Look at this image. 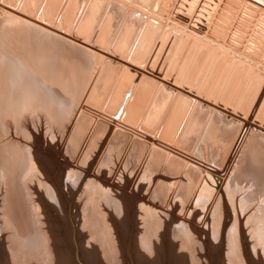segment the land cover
I'll list each match as a JSON object with an SVG mask.
<instances>
[{
  "label": "rangeland",
  "instance_id": "rangeland-1",
  "mask_svg": "<svg viewBox=\"0 0 264 264\" xmlns=\"http://www.w3.org/2000/svg\"><path fill=\"white\" fill-rule=\"evenodd\" d=\"M5 1L6 0H0V6H2L1 8H4L5 10L8 9V11L10 12L14 10L15 12L13 11L12 13H15V15L23 16L25 12H19L20 6L18 3L15 7H13L12 3H14V0L6 1L8 2L7 4ZM165 2L166 4H163L165 7L162 5V3L156 2L153 6L155 10L152 9L153 7H151V5H149L147 8L144 7L142 10L148 12L152 9L154 10V16H156V14H159L160 12L161 16L163 17L160 18L159 14L157 15V18L162 19V21L160 22L163 26L169 25V27L175 28L176 26L173 25V22L181 24V26H186L189 23V25L193 23L195 24L196 22L195 25L200 26V28L198 27V29H201L202 32L206 31L210 34V36L213 34L211 36L213 45L214 42L215 44L217 42L221 45H228L233 30L238 31V40L241 41V45L239 47L241 56L240 53L234 56L232 54L227 55L229 62L224 60L225 62L218 63L214 59H210L209 61L205 59L201 62V58L198 57L199 55L197 56L194 54L195 56H189L185 54L182 49L181 51L183 52V54L181 55L182 57L180 56V59H178L179 62H177V65L169 66L168 64L170 63L169 61L171 59V57L169 58V56L171 55V52H169L171 51L170 44H163L162 47H159V49L162 50L160 51L158 49L160 52L157 51L156 53V55L160 53V57L159 55H157L158 57H156V55L151 57L150 55L147 58L144 57V59L142 57L141 60L137 61L141 62L146 58L147 62L145 60L142 65H138V62H136V64L130 61V55L128 56L129 58H125V54L121 57L116 56L118 54L114 51V45L109 47L106 46L107 44L105 45V43H103L102 45H99V47H95L93 44L89 45L91 43H86L83 45H86V47L90 46L89 48H92L94 50L96 49L95 51H100L98 52V54L101 53L99 55H101V57L104 59L99 62L98 67L100 66V70H98L95 79L97 78V80H100V78L105 75L103 72L105 68L103 66H105V63H107V61L109 62L110 60H114L110 61L111 65L117 68L121 64H125L131 66L134 69H142L141 71L144 70L147 76L157 81L160 84L161 89L165 92L171 91V95L180 92V94L182 93L187 97H191L201 105L204 104L203 108L206 112V118L210 116L214 119L216 117H220L222 119H226L229 122H232V124L234 122V124H236L234 125V127H236L235 129H233V138L228 141L226 145L227 149L225 147V150L224 147L222 148L220 143H217L216 145V143H212L211 141H208L207 143L208 148H201V150L200 146H202L203 143H201L202 136L200 133L202 132L203 128L202 126H199L198 130H196V134L198 136L196 135V140L193 141L192 145L183 147V145L178 144L177 146V144L175 143L173 145L170 144L171 146L170 148H168L169 143L167 142L166 144V141L164 142L161 140V128H159V132L156 133L158 125L153 131H149L147 128H145L143 129V131L133 130L135 131L133 132L131 131V129L122 128L118 125H115V123L113 124L111 115L114 108L110 105L111 102H109L113 97L112 92L113 90H115V95L119 96L121 94L119 96L121 97L122 93H124V91L126 90V85L124 84H122V88H117V86L119 85L118 82L120 78H118V76L120 75V73L117 74V72L115 75V69H108V74H106L107 79H109L108 85L106 83L107 87L102 90L99 103L91 100V91L90 93L88 92V90H90L88 87L87 90L85 89L81 93L80 98L78 99L79 101L71 106L69 117H62L63 120H58L59 122H50L47 120V118H44V114L42 115L41 113H38L39 117H37V114L31 116L27 113H24L25 115H23L24 117L21 118V121L14 115L5 117V120L3 119L4 121H2V124H0V142L2 143H0L1 151H3L5 147H9V144H17L18 147L20 145L21 147H23V149L27 147V150L24 149L26 154H29V157H33V160L38 163V169H40L38 170V172L36 170L34 171L33 165L31 168L32 170H30L29 168H27L26 170L25 168L23 170H26L25 173L22 171L24 174L22 173L21 175H19V172H17L18 174H16L17 177L18 175L19 177L21 176V179L19 177H16L17 179L15 180L18 181L17 187L18 190H20L19 192H17V194L20 193L19 195H21L22 199L24 198L23 200L25 202L27 201L25 203L20 197L22 203L27 204L28 202H30L29 205H27L31 207V210L34 209L33 211H35V213L32 211V215H37L36 217H34L37 219H34L33 221L39 219L38 221L42 222H37L35 224V227H33V229H30L31 225H28L30 223L28 222L26 224V222L28 221V219L30 220V218H28V214H26L27 220H24L26 222H23L21 224H23V229L29 232L26 233V238L24 239H27V242L32 245V240L30 239V237L34 236L35 234H48L49 237L53 238V242H49L50 244L48 243L45 245L50 246H47V252L49 251L51 253L49 254L52 255L51 258L54 259L53 260L50 258L52 260L51 264L58 263V261L56 260V253H59L60 251L63 252L68 257V259L70 258L69 262H71V264H97L92 255H89L90 253H87L89 255L88 257V255L81 249V245L87 238V234L85 235V233L81 232L82 227L80 226L82 222L78 215L80 213V209L84 207V204H79L78 200L79 195L83 192V190L86 191L84 185L89 181L92 183V186H94V183L97 182L95 183L96 185L100 183L102 186L106 185L111 189L114 188V190L119 189L122 195H125L123 197L124 200L122 199L123 201L121 200L118 203L119 205H111L112 203H109L110 207L112 206V209L108 206V204L104 205L103 207L102 205L99 206L101 208L100 211L102 212V215H107L108 217L106 216V219L109 218L108 220L105 219L106 221L102 220L101 226L103 227V223L104 227L109 226V231L118 244L117 246L119 249V256L123 264H137L134 244L137 241L136 236H138V233H140L141 231L140 228H138V211L136 207L139 203L143 204V202L144 205L146 204L147 206L151 207L154 211H156L157 214L158 212H160L159 214L164 213L163 215L166 217L164 218L166 222L163 226V230H159L160 232L158 231L152 233L154 234V236L152 235L151 237V239L153 240H151L153 243L151 244L153 253L150 255L151 258L149 257V262L153 261L151 263L155 262V264H177L178 257L176 256L178 255L176 253L180 250L182 251L180 247L182 246V244H187V240L185 239L190 236V238L192 237L190 240L193 241V243L189 245V247L191 246L190 248L186 246V248L183 249L182 257L184 254L186 255L184 256L185 258L181 257L182 260H180V262L182 261V264H188V262H190L188 258L189 253L193 252L194 254V251H196V254L194 255L196 256L197 264H229L226 254L228 255V248L230 244L231 246L234 245V242H231L228 245V233L231 230L230 228L237 225V228L235 227L237 233L236 236H239L237 237L238 239L235 241V243H238L239 245L238 252L242 253H240L241 256L239 255L241 262L239 261L238 263V261H235L237 259L235 257H233L234 259L232 258L231 262L235 264H258L257 260L254 259L255 255L253 254V252H251L252 248L250 247H252V241L250 239V236L248 235L249 232H247V230L245 229L246 226H244L243 224L245 223L244 216H242V212L239 211L240 209L237 206L238 204L239 207H241V202L243 201V197L247 194L245 192L246 190L248 192V188L245 187V184L242 185L241 183H239L241 185H237L235 187H230L228 184L229 180L233 176V170H235L234 168H236V166L241 162L242 155L244 154L245 156L249 152V140H251V137L252 139L254 137L256 141L260 140V143L261 139L264 140V85H262L263 83L261 84L257 76V78H249V81L248 78H244L243 73V77L241 76V71L236 75L235 71H233V65L231 66L230 64L233 62L237 63L238 61H236L235 59H239L242 57L243 62L246 63V67H252L253 72L255 71L256 74H260L259 72L262 71L264 72V6H262V3L260 4V2L257 3L256 0H165ZM139 5L136 6L139 9L135 7L130 8L129 10L132 11L131 9H134L132 12H136L137 15L140 16L139 10L142 7L141 5ZM161 7L163 8L161 9ZM206 11L207 13H205ZM38 12H41V10H39ZM173 12L174 14L178 15H175L176 18L174 17V14L172 15ZM1 14V20H5V18L8 19L3 13ZM39 14L37 13V15ZM142 17L145 19L146 14H142ZM164 18H166V20ZM34 19L36 21H39L37 20V18ZM172 19H174V21ZM193 20L196 21L194 22ZM151 21L157 23L156 20ZM122 22L123 21L119 22L118 25H116V31L118 35H120L119 33L122 32ZM42 23L44 24V22ZM61 30L64 31V28ZM181 31L182 29L181 27H179L178 32L176 31V33L180 34ZM228 35L229 39L227 37ZM68 36L72 37L73 35L69 34ZM185 56L187 59L185 58ZM105 57L108 58L106 59ZM189 57H192V59ZM193 57H195L196 59H193ZM233 57H235V59ZM185 61H188L189 65L185 63ZM240 61L242 62V59ZM247 61H249V63ZM256 61H258L259 63ZM114 63L118 66H115ZM242 63L240 64V67L246 68L245 64ZM253 64H255V68ZM186 66L188 69H190L187 70ZM200 66L202 67L199 68ZM167 69H169L170 72L169 70L167 71ZM195 72L197 78L196 76H194ZM193 76L196 82L193 81ZM110 78H112L113 81ZM262 78L264 81V75L262 76ZM200 79L203 81H201ZM184 81L192 83L190 85H186ZM200 83L202 84L199 85ZM165 87H167V89ZM110 88L111 93L108 92ZM133 89H131V91L126 94V97L127 95H131L133 93ZM81 113L83 114L82 117H80L82 115ZM210 113L211 115H209ZM25 116L29 121L25 118ZM33 120H35V122H33ZM236 120L238 121V123ZM21 131L23 132V134ZM199 136L201 137L199 138ZM83 137L85 138L83 139ZM74 143L76 144L75 146L73 145ZM138 143L139 146L136 145ZM161 144L163 145V148L161 147ZM91 146L94 148H92ZM29 149H31L33 152ZM153 150H155L156 152H158V150L161 151H159V154L157 153L156 155V152H153ZM152 153H154L155 155L154 158H157L158 155H161L162 157L159 156L160 158H158L160 160L157 163H154L151 167L153 170L152 172H150L149 176H152V178H150V180L152 181L150 182L149 180V183H146V185H144L140 183L139 180L142 175V170H146L148 168V160L151 159L149 157H151ZM109 157H111L110 160H108ZM139 157L140 159H142L140 160ZM153 161L155 162L156 159H154ZM29 164L32 165V162L30 161ZM144 164L146 166H144ZM124 167L127 168L125 169ZM3 170L5 171L4 167H0V264H10L7 256L8 254L6 253L9 252L11 246L10 242L12 238L9 237L10 235L6 230L4 223V209L7 208L6 206L8 205L6 202L7 200L4 201L3 199L6 198V189H4L2 179ZM129 170L130 172H132L131 174ZM225 187L228 188L226 189ZM202 194L204 195V197L202 196ZM19 195H16L17 197L14 195L13 200L14 198H16L17 202H19ZM55 195L58 196L57 200L55 198ZM233 195L235 198H233ZM197 196L202 197H198V200ZM157 197H160V199H158ZM231 197L236 200L235 203ZM121 202L122 204H120ZM123 202L125 204H123ZM31 203H33V205ZM54 203L58 204V206H56V204ZM121 205H124V207H122ZM119 206H121V209L119 208ZM113 208H117L116 210L120 209L119 212L126 208L125 210L127 212V217L125 215V218H123V216H121L119 212L115 211ZM40 209L41 211H39ZM111 210L114 211L111 212ZM218 212L220 215L222 214L221 216L219 215V219L217 218ZM17 213H19V210L17 211ZM38 214H40V216H38ZM163 215L160 216L164 217ZM171 223L174 224L171 225ZM16 224L17 221L15 222V225ZM182 224H184L183 227ZM177 226L178 228L182 227L186 230L189 229V234L185 233V236L180 237L185 238L182 243V239L180 240V238H178L175 240V242L173 241V244L171 240L170 230L174 227L176 228ZM157 236L160 238L159 240L157 239ZM155 238L158 241H156ZM195 243L198 246H195ZM192 247H196V249L193 250ZM90 257L92 261L94 260L93 262L89 260ZM39 261L33 260V262L27 263L33 264L34 262H37L36 264H45L44 261H41V263H39ZM27 263L25 262L24 264Z\"/></svg>",
  "mask_w": 264,
  "mask_h": 264
},
{
  "label": "bare ground",
  "instance_id": "bare-ground-1",
  "mask_svg": "<svg viewBox=\"0 0 264 264\" xmlns=\"http://www.w3.org/2000/svg\"><path fill=\"white\" fill-rule=\"evenodd\" d=\"M6 1H10V0H6ZM256 1H257V3H259V2H260V4L262 3V6H264L263 5L264 0H256ZM156 2L162 3V5L166 4L165 0H14V3H12L13 4L12 6L15 7L16 4L18 3L20 6L19 7L20 11L19 10L18 11L22 12V13L25 12L23 14V16L15 15V13H12L14 10L10 12V11H8V9L5 10L4 8H1L2 6H0V12L3 13L8 18V19L5 18V20L0 19V124H2V121L5 120V117L10 116V115L16 116L21 121V118L24 117L23 115H25L24 113H27L31 116L32 115L34 116L35 114L38 115V113L39 114L41 113L42 115L44 114V116H45L44 118H47L48 121L56 123V121H58V120H61V119L63 120V118L69 117V111L71 112V110H70L71 106L74 103H77L79 101L78 99L80 98L81 93L83 92V90H85V89L87 90L88 87L90 89V90H88V92L90 93V91H91V97H90L91 100L99 103L100 99H101L102 90L105 89L108 85L109 79H107V77H106L107 76L106 74H108V69H112V70L115 69L116 72L114 74L116 75V73L118 72L117 74L120 73L119 76H121V77L118 76V78H120V79H119V82H118L119 85L117 86V88L118 87L122 88V84H124V85H126V87H125L126 90L124 91V93H122L121 97H119L121 95L120 93H119L120 94L119 96L115 95L116 92H115V90H113V92H112L113 97L110 96V97H112L111 100L108 98L110 100L109 102H111L110 105L113 106V108H114L113 113L111 115L112 120H113V124L115 123V125H118L122 128L131 129V131H133V130L143 131V129H145V128H147L149 131H153L155 129V127L158 125L156 133L159 132L158 130H159V128H161L160 129V136L162 137V139L161 138H156V139H161L164 142L166 141L165 142L166 144L168 142L169 143V147L167 145L168 148H170V146H171L170 144L173 145L175 143L177 144V146H178V144H180V145H183V147H188V146L192 145L193 141L196 140L195 139V137L197 135L196 130H198L199 126H202L203 130L200 134L202 136V138H201L202 142L201 143H203V144H202V146H200V149L201 148L202 149L208 148L207 143H208V141H211L212 143H216V145H217V143H220L222 148L224 147V150H225V147H226L228 141L231 140V138H233L232 137L233 133H234L233 129H235V127H236V126L234 127V125H236V124H234V122L232 124V122H229L226 119H224V118L222 119L220 117H216L214 119V118H211V116H210V117L206 118V114H205L206 112L204 111V108H203L204 104L201 105L199 102L193 100L191 97H187V96L183 95L182 93L180 94V92L179 93L177 92V94H173V95H171V93H170L171 91L165 92L164 90L161 89L160 84L157 81H155L154 79L150 78L149 76H147L145 74L144 70L141 71L142 69L141 70L140 69H134L131 66L125 65V64L124 65L121 64L117 68V67H114L113 65H111L110 61H114V60H110L109 62L107 61V63H105V66H103L105 68V69L103 68L104 69L103 72L105 75L104 76L101 75L102 77L100 78V80L99 79L97 80V78L95 79V76H97L98 70H100V68H99L100 66L98 67L99 62L103 58L101 57V55H99L101 53L98 54V52H100V51H95L96 49L95 50L92 48L90 49L89 48L90 46L86 47V45H83L86 43H91L89 45L93 44L95 47L96 46L99 47V45H102L103 43H105V45L107 44L106 46H109V47L114 45V47H115L114 51L118 54L116 56L121 57L125 54V58L130 57L129 59L132 63L138 62L139 60H141L142 57H143V59H144V57L147 58L150 55H151V57H153L156 55L157 51L160 52L162 50V49L160 50L159 47H162L163 44H170V50L171 51H169V52H171V55L169 56V58L171 57V59H170V61L168 60L170 62L168 64L169 66H176L177 62H179L178 59H180V56L183 54V52L189 56H195V55L198 56L199 55L198 57L201 58V62L204 61L205 59H207L208 61L210 59H214L218 63L219 62H225L224 60L229 62L227 55L232 54L234 56V55L240 53L239 47L241 45V41L238 40V31L233 30L232 35L230 36V39H229V35L227 36L229 39L228 45L227 44L221 45L217 42H216V44L214 42V45H213L212 44L213 40L211 39V36L213 34L210 36V34L208 32H206V31L202 32L201 29H198V27L200 28V26L195 25L196 20L195 21L193 20L195 22V24L193 23L194 25L193 24L189 25L190 24L189 23V24H187L188 26L187 25L181 26V24L173 22V25L176 26V27L174 26L175 28L169 27V25H165V24H164L165 26H163L162 23L160 22V21H162V19L157 18V15H159V14H160V18L163 17V16H161V13L160 12H159V14L155 13L156 16L153 15V13H154L153 11L155 10L153 6H154V3H156ZM7 3L8 2H6V4ZM167 3H168V1H167ZM139 4L142 7L139 10L140 16H138L136 12H132L134 9H131L132 11L129 10L130 8H135ZM149 5H151V7H153L152 9H154V10L151 9L148 12H145L144 10H142L144 7L147 8ZM175 5H177V4H175ZM259 6H261V5H259ZM156 8H158V7H156ZM162 8L163 7H161V9ZM137 9H139V8H137ZM39 10H41V12H38ZM173 10H174V8H173ZM175 11H177V10H175ZM137 12H138V10H137ZM174 12L172 13V15L174 14ZM37 13L38 14L40 13V14L37 15ZM141 13L146 14L145 19L142 17ZM163 13H164V11H163ZM205 13H207V11ZM216 14H218V13H216ZM175 15L176 14H174V17H175ZM176 16H178V15H176ZM165 17H167V16H165ZM34 18H37V20H39V21H36ZM164 19L166 20V18H164ZM151 20H156L157 23H154ZM172 20L174 21V19H172ZM121 21H123L122 22L123 28L121 29L122 32L119 33L120 35H118V33L116 31V25H118V23ZM42 22H44V24ZM179 27H181V29H182L180 34L176 33V31L178 32ZM63 28H64V31L61 30ZM210 28H212V27H210ZM72 32H73V34H72ZM69 34H71L73 36L72 37L68 36ZM218 40H220V39H218ZM210 47H212V48H210ZM182 49H183V52L181 51ZM104 50H106V49H104ZM104 50H102V51H104ZM216 51H219V52H216ZM159 54H157V55H159ZM157 55H156V57H158ZM242 55H244V54H242ZM240 56H241V53H240ZM159 57H160V55H159ZM243 57H245V56H243ZM146 58H145V60H146ZM185 58H186V56H185ZM189 58L192 59V57H189ZM194 58L195 57H193V59ZM233 58L235 59V57H233ZM239 59L240 60L242 59V62H243L242 57ZM239 59L238 58L235 59L236 61H238L237 63L233 62L234 64L233 63L230 64L231 66L233 65V67H234L233 71H235V74L237 75V73H239L241 71V76L243 77V75H244V78L245 79L248 78L249 81H250V79L255 78L257 76L258 79L260 80L261 84L263 83L262 85H264V81L262 78V76L264 75V72L258 71L260 74H258V73L256 74L255 71L253 72L252 67H246L245 62H243V63L245 64L246 68H244V67L241 68L240 64L242 62ZM251 60H252V58H251ZM144 61L138 62V65H142L144 63ZM245 61H246V59H245ZM258 61H256V62H258ZM146 62H147V60H146ZM247 62L249 63V61H247ZM185 63H187L189 65L188 61L187 62L185 61ZM204 63H200V64H204ZM251 63H253V62H251ZM114 65H115V63H114ZM253 65L255 68V64H253ZM253 65H250V66H253ZM115 66H118V65H115ZM202 66H200L199 68H201ZM248 66H249V64H248ZM97 68H99V69H97ZM186 68H187V66H186ZM189 69L187 68V70H189ZM208 69H210V68H208ZM168 70L169 69H167V71ZM169 72H170V70H169ZM204 72H205V70H204ZM112 73H113V71H112ZM242 73H243V75H242ZM168 74H166V75H168ZM194 76H196V72H195ZM194 76L192 79H193V81L196 82V80H194ZM206 76H207V74H206ZM196 78H197V76H196ZM110 79L112 80V78H110ZM189 79H190V77H189ZM183 80H185V79H183ZM93 81H95V82H93ZM188 81H184V83L186 85L187 84L190 85L192 82H188ZM201 81H203V80H201ZM115 82H117V81H115ZM106 83H107V85H106ZM201 84L202 83H200L199 85H201ZM112 86H114V85H112ZM165 88L167 89V87H165ZM131 89H133V93L131 95H127V97H126V94L128 92H130ZM110 91H111V88L108 92L111 93ZM166 93H168V94H166ZM84 95H85V91H84ZM258 101H259V99H258ZM76 105H78V104H76ZM209 115H211V113ZM82 116H83V114L80 117H82ZM37 117H39V115ZM37 117H35V118H37ZM236 117H237V115H236ZM25 118H26V116H25ZM33 122H35V120H33ZM237 123H238V121H237ZM37 124H40V123H37ZM51 125H53V124H51ZM79 125H80V121H79ZM127 129H125V130H127ZM76 132H77V130H76ZM133 132H135V131H133ZM137 132H139V131H137ZM156 133H155V135H156ZM22 134H23V132H22ZM143 134H145V133H143ZM155 135H154V139H155ZM77 136H78V134H77ZM201 136H199V138ZM84 138L85 137H83V139ZM86 140H88V139H86ZM249 141H250L249 152L245 156H244V154L243 155L241 154L242 155L241 162L236 166V168H234L235 170H233L234 171L233 176L229 180L228 185L230 187H235L237 185L245 184V187L248 188V192L246 190L245 193H247V194L243 197V201L241 202L242 205L240 204L241 207H239L238 204H237V206L240 209L239 211L242 212V216H244L245 223H243V224H244V226H246L245 229L247 230V232H249L248 235L250 236V239L252 241V243H251L252 247H250V248H252L251 252H253V254L255 255V256L253 255L255 257L254 259L257 260L258 264H262V263H264V140L261 139V143H260L259 142L260 140L256 141L254 139V137H253V139L251 137V140H249ZM248 143H247V145H248ZM262 143H263V146H262ZM73 145L75 146L76 144L74 143ZM136 145L139 146V143ZM212 145H214V144H212ZM74 146H73V148H74ZM161 147L163 148L162 144H161ZM26 148H24V149H26ZM92 148H94V147H92ZM24 149L20 145L18 147L17 144L16 145H10L9 144V147H5L3 149V151H1V149H0V151H1L0 152V167L3 166L5 169V171L3 170V172H2L3 173L2 179H3L4 189H6V191H5L6 192V194H5L6 198H3V199H4V201L7 200L6 202L8 205V206H6L7 208L4 209L5 210L4 211L5 214H3L4 215V223H5L6 230L10 235L9 237L12 238L11 242L9 241L11 243L9 252H7L6 254H8L7 256H8V259L10 261V264H24L25 262L30 263V262H33V260H35V261L41 260L42 262L44 261L45 264H49V263L51 264L52 263L51 259H53V258H51V256H52V255H50L51 253L49 251L47 252V246H49V245H47V246H45V245L48 244L49 242H53L52 241V240H54L53 238L49 237L48 234H43V235L35 234L34 236L30 237V239L32 240V245H30L27 242V239H24V238H26V233L29 232V231L24 230L23 224H21L23 222H26V221H24V220H27L26 214H28V218H30V220H31L30 221L28 219V221L26 222V224L28 222L30 223V224H28V225H31L30 229L31 228L33 229V227H35V224L37 222H41V221H38L39 219L33 221L34 219H37V218H34L37 215L36 216L34 214H33L34 216L32 215V213L33 212L35 213V211H33L34 210L33 208H32L33 210H31V207L28 206L30 202L27 203L28 205L25 204L27 201L25 202L23 200L24 198L22 199L21 195H19L20 193L17 194V192H19L20 190H18V187H17L18 181H15V180L19 177V175H21L23 172L25 173L27 168L32 170L31 168L33 165H34V171L36 170L38 172V170H40L37 167L38 163L35 162V160H33V157H29L28 156L29 154L27 155ZM226 149H227V147H226ZM29 150H31V149H29ZM154 151L155 150H153V152ZM159 151H161V150H158V152ZM72 152H71V155H72ZM158 152H156V155ZM86 153H87V151H86ZM137 156H139V155H137ZM159 156H161V155H158V157ZM111 157H112V155H111ZM111 157H109L108 160H110ZM154 157H155V155H154V153H152L151 157H149L151 159L148 160L149 161L148 166H147L148 168L146 170L143 169V167H142V169H143L142 175H141L139 181H140V183H142L144 185H146V183H149L150 178H152V176H149L150 172H152V170H153L151 167L153 166L154 163H157L160 160L159 159L160 157L159 158L158 157L154 158ZM163 158H164V156H163ZM139 159H140V157H139ZM154 159H156L155 162L153 161ZM30 161L32 162V165L29 164ZM162 161H160V162H162ZM160 164H162V163H160ZM114 165H116V164H114ZM146 165H147V163H146ZM146 165L144 164V166H146ZM25 168H26V170L23 171ZM124 168L126 169L127 167H124ZM168 168H169V166H168ZM17 172H19L18 177L16 175V174H18ZM124 172H125V170H124ZM129 172H130V170H129ZM131 173L132 172H130V174ZM122 176H123V174H122ZM191 176H192V173H191ZM19 178L21 179V176ZM122 178H124V177H122ZM23 179H25V178H23ZM186 179H188V178H186ZM123 180H122V182H123ZM151 181L152 180H150V182ZM95 183H97V182H95ZM95 183H94V186H92V183L90 181L87 182L84 185V188L86 189V191L83 190V192L79 195L78 203L84 204L83 205L84 207L80 209V213L78 215L81 219V222H82V224L80 226V227H82L81 232L85 233V235L87 234V238L85 239L84 243H82L81 249L86 254L90 253L89 255H92V257L94 258V260L96 261L97 264H99V263L100 264H123V262L119 256V249L117 246L118 244H117L116 240L113 238V236L111 235V232L109 231V226L105 225L106 227H104V223L102 224L103 227L101 226V221L105 220L108 216L102 215V212L100 211L101 208L99 206L102 205V207H103L104 205L108 204V206L110 207L109 203H112L111 205H113V204L119 205L118 203L123 199V197L125 195L123 196L119 189H117V190H119V191H117L116 189L115 190H114V188L111 189L110 187H107L106 185L102 186L100 183L96 185ZM239 183H241V184H239ZM138 185H139V183H138ZM187 188H189V187H187ZM225 188L227 189L228 187H225ZM23 192H25V191H23ZM159 193H161V192H159ZM14 195L15 196L19 195L18 198L20 199V197H21V199L25 203H22L21 199H20L21 202L19 201L20 203L17 202L16 198H14V200H13ZM202 196L204 197L203 194H202ZM57 197L58 196L55 195L56 200H57ZM198 197L199 196H197V199H198ZM201 197H199V198H201ZM157 198L160 199V197H157ZM233 198H235L234 195H233ZM59 199H60V196H59ZM25 200H26V198H25ZM56 200H55V202H56ZM155 200H157V199H155ZM161 200H163V199H161ZM233 201L235 203L236 200L233 199ZM31 204L33 205V203H31ZM54 204H56V203H54ZM120 204H122V202ZM123 204H125V203L123 202ZM56 206H58V204H56ZM121 206H119L120 209H121ZM122 207H124V205ZM117 208H115V209L113 208V209L115 211L119 212L120 209L116 210ZM136 208L138 211V214H137L138 215L137 222L139 223L138 228H140V231H141L140 233H138V236H136L137 241L134 244L135 245L134 251L136 254V263L137 264H155V262L151 263L153 261L149 262L150 258H151L150 255L153 253L152 249H151V247H152L151 244H153L152 243L153 240L151 239V237H152V235L154 236V234H152L153 232H158L159 230H163V226L166 222L164 218H166V217L163 215L164 213L159 214L160 212H158V214H157L156 211H154L151 207L147 206L146 204L144 205V202H143V204L139 203ZM37 209H39V208H37ZM125 209H123L122 211L119 212V214L121 216H123V218H125V215L127 213ZM18 210H19V213H17ZM114 210H111V212ZM39 211H41V209ZM234 211H236V210H234ZM219 212L217 213L218 219L222 215V214L220 215ZM114 213H116V212H114ZM160 215H163L164 217H162ZM38 216H40V214H38ZM126 217H127V215H126ZM213 217H214V215H213ZM108 219H106V220H108ZM218 219H217V221H218ZM16 221L18 224V225L16 224L17 226L15 225ZM127 222H128V219H127ZM174 223H175V221H174ZM174 223H171V225ZM183 225L184 224H182V227H183ZM236 226L237 225L230 228L231 230L228 233V245H229V243L234 242V245L231 246V244H230L228 251H227L228 255L226 254L227 261H229V264H235V263L231 262L233 257L237 258L235 261H238V263H239L240 256H241L240 255L241 252H238L239 245H238V243H235V241L238 239L237 237L239 236V235L236 236L237 235V233H236L237 227ZM182 227L178 228V226H177L176 228L174 227L170 230L172 243H173V241L175 242V240L180 238L181 236H185V233L189 232L188 231L189 229L186 230L185 228H182ZM155 234H157V233H155ZM191 238H190V236H188L187 239L180 238V240L182 239L181 243L183 242L184 239L187 240V244L186 245L182 244V246L180 247V249H182V251H183V249L186 248V246L189 247V245H191L193 243V241L190 240ZM157 239L159 240L160 238L158 237ZM157 239H156V241H158ZM155 243H157V242H155ZM181 243H177V244H181ZM196 245L197 244L195 243V246ZM193 247H194V245H193ZM193 247H192L193 250L196 249V247L195 248H193ZM51 248H52V246H51ZM178 248H177V250H178ZM153 251H154V249H153ZM182 251L180 250V251H178L179 253L178 252L176 253L178 255V256H176V257H178L177 258V264H182V261L180 262V260H182V258L186 255L183 253L184 255L182 257ZM184 251H186V250H184ZM187 251H188V249H187ZM54 254H53V256H54ZM187 254H188V252H187ZM194 254H196V251H194ZM194 254H193V252L189 253L188 258H189L190 262H188V264H197L196 256ZM56 255H57L56 260L58 261V263L56 262L57 264H71V262H69L70 258L68 259V257L63 252H61V251L59 253L57 252ZM89 255H88V257H89ZM153 256H152V258H153ZM148 258H149V260H148ZM4 259H5V257H4ZM89 260H91V257ZM41 261H39V263H41ZM184 261H185V259H184ZM36 263L37 262H34L33 264H36ZM240 264H242V263H240Z\"/></svg>",
  "mask_w": 264,
  "mask_h": 264
}]
</instances>
